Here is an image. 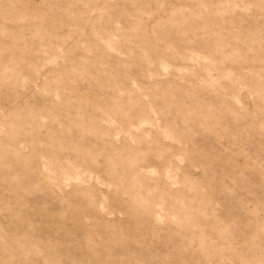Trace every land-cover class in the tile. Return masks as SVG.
Here are the masks:
<instances>
[{
  "label": "rangeland",
  "instance_id": "1",
  "mask_svg": "<svg viewBox=\"0 0 264 264\" xmlns=\"http://www.w3.org/2000/svg\"><path fill=\"white\" fill-rule=\"evenodd\" d=\"M0 264H264V0H0Z\"/></svg>",
  "mask_w": 264,
  "mask_h": 264
}]
</instances>
